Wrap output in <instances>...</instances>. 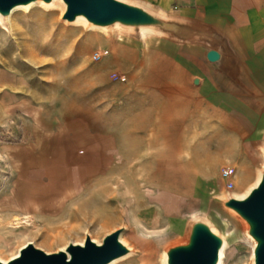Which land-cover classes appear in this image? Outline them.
Wrapping results in <instances>:
<instances>
[{
	"label": "rangeland",
	"instance_id": "1",
	"mask_svg": "<svg viewBox=\"0 0 264 264\" xmlns=\"http://www.w3.org/2000/svg\"><path fill=\"white\" fill-rule=\"evenodd\" d=\"M62 14V5L51 9L38 5L14 18L16 29L28 30L30 37L39 35V46L46 51L38 58L39 68L20 61L17 52H9L16 63L7 74L35 82L34 88L23 87L27 95L35 93L42 105L16 108L1 125L0 259L10 260L29 243L52 254L71 241L82 243L87 232L98 242L113 232L95 226L82 228L80 236L74 237L77 229L63 206L60 212L58 201L52 209L43 206V192L48 193L51 186L44 184L51 178L57 186L59 178L67 176L60 169L69 159L70 146H83L96 138L124 156H120L123 174L106 186L116 192L118 198L112 204L124 211L119 228L127 225L123 238L137 253L116 264H163L161 247L180 237L181 225H168L165 212L155 205L171 199L178 202L176 214L181 220L205 213L230 238L223 264H251L252 247L242 237L241 225L216 212L207 198L227 191L243 196L257 182L264 155L250 146L240 122L193 86V77L200 73L196 61L183 60L178 51L150 37L141 42L85 24H67L61 21ZM1 24L0 46L14 45L18 35ZM51 87L55 102L49 109L45 101ZM9 98L17 106L12 94ZM149 114L151 119L155 115L165 138L171 134L167 142L157 137L150 144L146 133L129 134L133 120L143 132ZM186 131L191 134L184 136ZM230 134L236 135L238 143L228 142ZM21 164L26 168L23 182ZM133 179L140 181L138 190L132 189ZM134 196H138L139 211L132 216ZM148 208L157 213L145 217ZM16 217L21 219L18 225Z\"/></svg>",
	"mask_w": 264,
	"mask_h": 264
},
{
	"label": "water",
	"instance_id": "2",
	"mask_svg": "<svg viewBox=\"0 0 264 264\" xmlns=\"http://www.w3.org/2000/svg\"><path fill=\"white\" fill-rule=\"evenodd\" d=\"M57 3L63 7L61 21L67 24H85L92 30L141 42L150 37L178 52L201 55L221 95L255 117L257 143L264 154V93L252 78L233 37L219 22L196 15L165 14L152 5L129 0H0V21L8 27L17 9L37 5L51 9ZM202 82L196 77L193 85L199 87ZM207 200L216 212L241 225V235L252 247L251 264H264V164L258 168L257 182L243 196L227 191L211 194ZM127 231L124 223L101 242L87 232L82 243L71 241L52 254L29 243L10 260L0 259V264H116L137 253L123 238ZM229 244L230 238L219 231L211 216L190 215L181 222L180 237L161 247L162 262L223 264Z\"/></svg>",
	"mask_w": 264,
	"mask_h": 264
},
{
	"label": "crops",
	"instance_id": "3",
	"mask_svg": "<svg viewBox=\"0 0 264 264\" xmlns=\"http://www.w3.org/2000/svg\"><path fill=\"white\" fill-rule=\"evenodd\" d=\"M151 4L165 14L196 15L219 22L233 37L252 78L264 93V0H153ZM179 55L183 60L193 61L194 59L196 61L200 73L194 76L193 80L199 77L203 82L199 87L193 86L201 89V94L209 102L226 110L232 118L240 122L248 132L250 146L264 155L257 143L259 127L253 114L221 95L213 85L209 67L201 55L182 52H179ZM154 117L151 119L149 114L148 125L143 132L136 129L138 121H131L132 127L128 130L129 134L139 136V134L146 133L147 141L151 144L157 141V137H162L167 142L171 134L165 138L160 133L159 124ZM167 127L171 128L168 122ZM123 133L127 132L123 131ZM189 133L191 134V132L187 133L186 131L184 136L189 135ZM196 134L198 138V131ZM229 136V143H238L239 139H236L235 134ZM96 141L98 140L95 138L85 142L83 146H70V154L67 156L69 159L60 169V174L67 176L59 178L57 186L51 178L48 183L44 184L51 183V186L48 193L43 192L45 194L43 206L49 209V205H51L50 208L52 209L55 202L58 201L59 212L63 206V212H66L71 223L77 229L73 230L74 237L80 236L78 233L82 228L85 230L93 229L95 226L109 229V232L114 231L119 228V222L124 214L123 208L112 204L111 200L118 198L116 192L110 186H106L117 181L118 174H123V160L120 161V156L122 159L124 157L123 153L119 154L117 149L113 150V146H109L108 142L98 143ZM107 176L110 177L107 178ZM113 176L114 178H112ZM50 198L51 201L48 202L47 200ZM134 198L133 202L136 199L137 201L132 206V216L139 211L138 196H134ZM66 200L68 203L65 202ZM121 200L124 198L122 197ZM177 204L178 202L174 199L159 200L155 209L160 206L165 212L167 224L178 227L182 220L176 214ZM151 213L152 215L156 214L157 210L148 208L145 211V217L146 215L149 217ZM166 220L163 223H166ZM154 240L149 241L153 246L156 245Z\"/></svg>",
	"mask_w": 264,
	"mask_h": 264
},
{
	"label": "bare ground",
	"instance_id": "4",
	"mask_svg": "<svg viewBox=\"0 0 264 264\" xmlns=\"http://www.w3.org/2000/svg\"><path fill=\"white\" fill-rule=\"evenodd\" d=\"M36 7H38V5L33 6L30 9H26V11L32 10ZM24 10L25 9H17L13 12L12 17H11V21H10V26L4 27L1 24V26L4 27L5 30L12 29V31L14 33H16V35H18V38L16 39V41H14L15 43H14V45L12 44V46L10 44L8 46H6L5 48L3 46H0V129H2L1 125L4 124L5 122H8V120L12 117L11 114H12V111L14 109H16V108L27 109L30 106L32 107V106L42 105V100L39 99L35 93L32 92L31 95H27V93L25 91L26 87H23V86L27 85V86H30L31 88H34L35 82L28 81L24 76H23V78H18L11 73L7 74L8 73L7 70H13L15 63H16V60L14 58H11L9 55V52L11 50L17 52V55H18L20 61L22 60V61L30 64L32 67H35V68H39L40 61L38 60V58L43 52L46 51L43 48H40V46H39L40 45L39 44V40H40L39 35H34L33 37H30L28 30L20 31V30L16 29V24H15V19H14L15 15L18 12H21ZM44 19H46V18H44ZM38 22L40 23L39 20H37L35 23L39 24ZM43 25H45L44 27L49 25L47 19L45 20V23H43ZM81 25H83V24H81ZM43 30H45V29L43 28ZM52 87L49 90L48 98L45 101V103L49 109L51 108L52 104L55 102V96H54ZM11 94L13 96V99L16 100L15 103L17 106H15V107H13L12 98L11 99L9 98V96ZM29 120H31V119H29ZM28 123H29V121H28ZM25 171H26V168H24V165L21 164L20 165V171H19L21 182L24 181ZM132 184H133V187H132L133 190L139 189L140 181L138 179H133ZM35 185H36V188H38L39 184L35 183ZM14 222L18 225L21 223V219L16 217Z\"/></svg>",
	"mask_w": 264,
	"mask_h": 264
}]
</instances>
